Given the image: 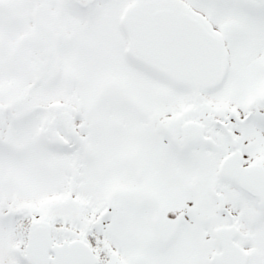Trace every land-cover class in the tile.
Returning a JSON list of instances; mask_svg holds the SVG:
<instances>
[{
  "label": "snow or ice",
  "instance_id": "snow-or-ice-1",
  "mask_svg": "<svg viewBox=\"0 0 264 264\" xmlns=\"http://www.w3.org/2000/svg\"><path fill=\"white\" fill-rule=\"evenodd\" d=\"M0 264H264V0H0Z\"/></svg>",
  "mask_w": 264,
  "mask_h": 264
}]
</instances>
